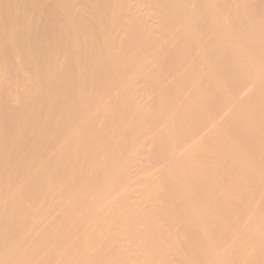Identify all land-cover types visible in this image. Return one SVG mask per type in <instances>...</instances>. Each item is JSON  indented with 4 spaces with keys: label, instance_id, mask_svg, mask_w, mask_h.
Segmentation results:
<instances>
[{
    "label": "bare ground",
    "instance_id": "bare-ground-1",
    "mask_svg": "<svg viewBox=\"0 0 264 264\" xmlns=\"http://www.w3.org/2000/svg\"><path fill=\"white\" fill-rule=\"evenodd\" d=\"M0 264H264V0H0Z\"/></svg>",
    "mask_w": 264,
    "mask_h": 264
}]
</instances>
